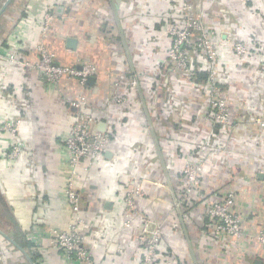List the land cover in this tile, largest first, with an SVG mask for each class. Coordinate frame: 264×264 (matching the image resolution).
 Segmentation results:
<instances>
[{
	"label": "crops",
	"instance_id": "crops-1",
	"mask_svg": "<svg viewBox=\"0 0 264 264\" xmlns=\"http://www.w3.org/2000/svg\"><path fill=\"white\" fill-rule=\"evenodd\" d=\"M5 1L0 0V53L36 61L42 44L55 62L89 64L95 73L84 85L69 77L51 84L0 59V118L22 125L17 139L0 132V238L31 264L13 235H36L41 264H65L49 232L67 229L74 217L64 196L70 169L62 137L75 114L70 102L82 95L94 128L110 133L105 152L85 160L88 169L75 181L94 264H138L142 218L160 230L158 263L264 264L260 244L217 232L205 212L207 203L231 194L244 229L264 231V126L258 123L264 121V0ZM183 3H191L207 26L229 22L230 37L249 50L240 63L228 47L220 48L219 79L235 119L225 134L211 121L204 86L168 70V28L179 22ZM46 13L52 18L44 28ZM132 77L137 87H128ZM15 140L23 152L11 160L3 149ZM198 157L199 186L182 206V167ZM131 183L142 195L135 197L125 226L123 198Z\"/></svg>",
	"mask_w": 264,
	"mask_h": 264
},
{
	"label": "built area",
	"instance_id": "built-area-1",
	"mask_svg": "<svg viewBox=\"0 0 264 264\" xmlns=\"http://www.w3.org/2000/svg\"><path fill=\"white\" fill-rule=\"evenodd\" d=\"M213 1L218 5L222 4L220 0ZM179 15V22L168 28L170 40L165 51V60L171 64L168 70L182 71L188 75L195 86H204L211 121L218 127L219 133L225 134L234 128L235 119L225 97L224 85L219 79L220 48L228 47L234 59L240 63L248 59L249 50L244 42L230 37L231 25L229 22L216 27L207 26L195 14L191 3H183ZM51 18L50 13L44 15V28L48 27ZM37 53L36 61L24 60L3 53H0V59L10 60L29 70L36 71L41 80L51 84H57L63 77H69L78 79L79 83L84 85L87 79L95 73V68L89 64L68 66L55 62L54 55L48 52L42 44L37 46ZM198 71L206 72L204 80H195ZM127 85L130 88L137 87V78L129 79ZM113 99L120 102L123 97L114 96ZM87 104L86 97L82 95L70 102L75 114L62 137L63 150L70 169L64 185V196L74 217L67 229L49 232V242L60 254L65 264H94L91 253L85 246L84 234L87 231V225L79 216L81 211L80 195L75 181L88 169L84 165L85 160H94L105 152L110 143V133L94 128V117L91 113L85 112ZM258 123L260 126H264V121ZM21 127L20 120L11 121L7 117L0 118V132L8 133L15 139L18 138ZM3 151L9 159L17 160L21 156L23 148L19 140H15ZM202 164V159L198 157L195 163L183 165L182 174L185 181L178 197V204L185 205L186 201L191 199V195L197 191ZM137 196H141V190L132 184L123 198L125 203L123 224L125 226L129 225V216L135 211L134 199ZM232 203L233 197L229 194L223 200L206 204V216L214 229L236 240L249 236L264 248V231L249 233L244 229L243 222L234 211ZM152 226L154 225L151 221L142 218L139 225L138 242L143 247V251L138 264H178L171 261L162 263L155 261L154 255L158 246L160 230L158 227ZM27 237L31 240L32 250H39L42 247L38 236L29 234Z\"/></svg>",
	"mask_w": 264,
	"mask_h": 264
},
{
	"label": "trees",
	"instance_id": "trees-1",
	"mask_svg": "<svg viewBox=\"0 0 264 264\" xmlns=\"http://www.w3.org/2000/svg\"><path fill=\"white\" fill-rule=\"evenodd\" d=\"M206 78V72L205 71H198L196 72V80L202 81ZM78 81V79H76ZM79 82V81H78ZM189 201V200H188ZM188 204V202L186 201ZM185 203V204H186ZM13 237L18 241V243L29 250L30 256L32 260L35 262V264H41L42 263V253H40L39 250H32V243L29 239H26V235L21 232H14Z\"/></svg>",
	"mask_w": 264,
	"mask_h": 264
},
{
	"label": "rangeland",
	"instance_id": "rangeland-1",
	"mask_svg": "<svg viewBox=\"0 0 264 264\" xmlns=\"http://www.w3.org/2000/svg\"><path fill=\"white\" fill-rule=\"evenodd\" d=\"M80 178H81V175H80ZM131 185H132V183L130 184V187H131ZM136 187H138L140 189V187L138 185H136ZM79 195H80V192H79ZM80 204H81V195H80ZM30 242H31V240H30ZM0 245H1L0 246V264L4 260H6L10 264H27L25 258L22 256V254H20L19 251H17L5 239L0 238ZM8 252H10V253H8ZM9 254H10V257H9ZM13 254H18L17 256H19V254H20L21 257L19 256V258L17 259L16 256L13 257ZM2 257H3V259H2Z\"/></svg>",
	"mask_w": 264,
	"mask_h": 264
},
{
	"label": "water",
	"instance_id": "water-1",
	"mask_svg": "<svg viewBox=\"0 0 264 264\" xmlns=\"http://www.w3.org/2000/svg\"><path fill=\"white\" fill-rule=\"evenodd\" d=\"M9 0H6L5 2H4V4L6 5V3L8 2ZM3 4V5H4ZM92 79H93V77L92 76H90L88 79H87V81L88 82H90V81H92ZM1 232V231H0ZM2 233V232H1ZM11 242H14L13 241V239H11L10 237H8V236H6ZM15 243V242H14ZM24 254H25V256L28 258V260L30 261V263L31 264H35L34 262H32V260H31V258H30V256L26 253V251L22 248V247H20L19 245H17V244H15Z\"/></svg>",
	"mask_w": 264,
	"mask_h": 264
}]
</instances>
